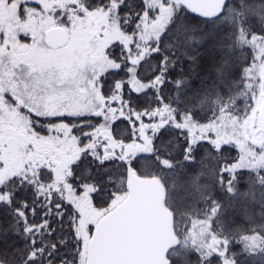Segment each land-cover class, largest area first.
Returning a JSON list of instances; mask_svg holds the SVG:
<instances>
[{"label":"snow or ice","instance_id":"1","mask_svg":"<svg viewBox=\"0 0 264 264\" xmlns=\"http://www.w3.org/2000/svg\"><path fill=\"white\" fill-rule=\"evenodd\" d=\"M169 3L0 0V264H113L94 254L111 232L129 169L150 163L141 157L159 163L158 144L167 149L172 143L181 159H195L201 147L224 149L213 145L216 130L203 127L215 118L211 110L202 114L210 98H219L213 107L222 102L221 86L236 87L232 46L217 34L226 21L237 33L247 25L241 39L264 37V0H224L211 15L171 0L162 18L160 5ZM49 26L66 38L49 41ZM112 29L128 42L114 38L101 45ZM205 45L221 53L212 66L215 80L202 78L194 88L198 58L189 49ZM177 49L189 61V74L176 67ZM256 59L235 69L241 81ZM233 180L219 169L222 187ZM82 202L96 210V219L87 218ZM185 256L174 253L182 264Z\"/></svg>","mask_w":264,"mask_h":264},{"label":"trees","instance_id":"2","mask_svg":"<svg viewBox=\"0 0 264 264\" xmlns=\"http://www.w3.org/2000/svg\"><path fill=\"white\" fill-rule=\"evenodd\" d=\"M160 7L163 17L166 13L164 8L169 9L171 1L168 5L161 4ZM188 22L193 27L196 26L191 19ZM223 24V28L217 35L223 37L222 43L225 46L229 44L232 46L229 54L232 67L230 80H236V87L229 92L221 86L222 102L213 107L212 100L219 98H210L202 113L209 116V110H211V115L215 118L210 119L209 126L203 127L218 130V133L230 127L254 128L261 110L256 81L248 77V72L242 74L247 77L244 81H241L235 73V69L247 63L248 57L256 56L253 40L256 35L253 34L251 39L247 36L241 39V36L248 31L247 25L241 33H237L235 24L231 27L226 21ZM124 38L128 39L126 35ZM137 39L139 40L140 37L138 36ZM189 52L198 58V67L192 86L199 87L202 78L204 83H213L215 73L212 71V66L219 60L221 53L215 49L209 51L207 45L196 51L189 49ZM188 64L189 61L177 49V69L183 66L184 74H189ZM253 95L256 97L255 108L247 112L245 106L251 101ZM215 138L217 134L213 139V145L216 147L224 145V149L215 152L212 147H201L195 154V159H181V152L174 150L172 143L167 145V149L160 148L158 144L159 163L152 157H141L150 163L136 171L129 169L126 184L121 183L120 191L117 192V200L125 197L131 174L156 178L165 188L167 198L170 196L171 202L175 200L178 206L182 205L181 210H185L183 213L185 217L187 216L185 221L187 230L194 223L201 224L202 246L197 245V248L187 246L186 264H264V148L255 149L254 158H256L250 161L252 162L250 167H245L240 162L241 155L236 145L232 142L217 143ZM167 151H173L174 154L168 156ZM205 156L208 158L205 159ZM168 162L172 163L171 168L161 167ZM221 167L226 169L229 178H234L233 183L223 187L217 182ZM200 172L204 175L197 182L194 177ZM225 189H231L235 194L232 195ZM166 202L167 207L173 212L172 204L168 199ZM217 205L221 206L219 210ZM179 232H176L177 235L183 239L186 232L183 233V230L182 233ZM170 257L171 254L169 259Z\"/></svg>","mask_w":264,"mask_h":264},{"label":"water","instance_id":"3","mask_svg":"<svg viewBox=\"0 0 264 264\" xmlns=\"http://www.w3.org/2000/svg\"><path fill=\"white\" fill-rule=\"evenodd\" d=\"M202 15L220 11L224 0H179ZM49 41H61L66 34L56 29L47 31ZM264 125V101L259 114ZM165 188L156 178L131 174L128 193L110 218L111 232L103 247L94 254L98 261L113 264H170L168 254L177 248L179 239L174 232L173 214L165 204Z\"/></svg>","mask_w":264,"mask_h":264},{"label":"rangeland","instance_id":"4","mask_svg":"<svg viewBox=\"0 0 264 264\" xmlns=\"http://www.w3.org/2000/svg\"><path fill=\"white\" fill-rule=\"evenodd\" d=\"M164 9L166 13L163 17H166L168 8H164ZM2 15L3 13L0 12V17H2ZM49 28H52V26H49ZM83 36H84V33H81V36H80L81 40L83 39ZM114 38H120L125 43L128 42V39H125L124 35L116 31L115 29H112L108 33L105 34L104 39L101 40L99 43L102 45L108 40H111ZM253 40H254V45L256 47L257 59L255 63L252 65L251 73L249 74L248 72V77L252 78L257 83V87H258L257 95L259 97V104L261 105V108H262V103L264 101V37L256 36L255 38H253ZM29 51L34 52V54L39 56L41 59L44 58L43 54L39 50L30 49ZM259 114L260 112L258 113V120H259ZM258 120L254 128L252 127L251 129H248V127L244 126L239 129H235L232 127H230L229 129L226 128L224 130H221L219 133H218V130H216L217 138L215 139L217 143H225V142L231 143L232 142V144L236 145L239 148V152L241 155L240 162L245 167H250L252 165V162L250 161L256 158V157L254 158L255 149L264 148V125L260 123V120L259 121ZM209 125L210 124H208V126ZM205 128H208L209 130H214L210 127H205ZM250 134H252L253 136H251ZM127 193H128V190H127ZM125 197H123L121 200H117L115 202V206H117L122 200H124ZM166 198L167 196H165V204L167 203L166 200L168 199L170 204H172L173 206V212L168 207L167 208L172 212V214L174 213L173 214V227H174V232L179 239V247L171 250L168 254V258H169V255L171 254V257H170L171 260L169 259V261H171L172 264H182L181 261L175 260L174 253H176L177 251H184L187 253V246H190L193 248L195 247L197 248V245H199L200 247L202 246L201 236H200L201 224L200 222L194 223V225L187 230V222H185L187 221V216L185 217V213H183L185 210H181L182 205L178 206V203H175V200H173L174 202L173 201L171 202L170 196L167 199ZM82 204L85 209L87 218L96 219L98 215L96 210L92 209L91 206L86 203L82 202ZM182 230H183V233L184 232L186 233L184 235V238L180 239L176 232L181 231L182 233ZM185 260L186 259H184L183 264H186Z\"/></svg>","mask_w":264,"mask_h":264}]
</instances>
